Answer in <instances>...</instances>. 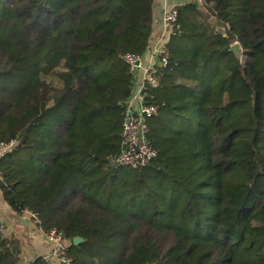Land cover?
I'll list each match as a JSON object with an SVG mask.
<instances>
[{"label": "trees", "instance_id": "1", "mask_svg": "<svg viewBox=\"0 0 264 264\" xmlns=\"http://www.w3.org/2000/svg\"><path fill=\"white\" fill-rule=\"evenodd\" d=\"M154 2L0 0V142L15 141L2 198L60 230L73 264H264V0L175 7L145 99L156 156L114 167L135 80L124 55L149 49ZM1 225L0 264H19Z\"/></svg>", "mask_w": 264, "mask_h": 264}, {"label": "built area", "instance_id": "2", "mask_svg": "<svg viewBox=\"0 0 264 264\" xmlns=\"http://www.w3.org/2000/svg\"><path fill=\"white\" fill-rule=\"evenodd\" d=\"M176 22L177 10L175 7L164 11L162 16L163 32L159 37L151 39L147 52L141 56L131 53L124 55L129 71L135 80L132 92L124 102L121 150L110 158L114 167L141 168L156 156L155 150L148 142L147 119L156 116L159 107L145 99L148 97V88L158 86L155 77L157 69L163 68L169 63V50L166 42L171 34L175 35L173 27ZM14 146V140L0 142V158ZM27 212L33 216L30 211ZM43 235L45 241L50 245L49 253L43 257L45 262L48 264H73L67 252V242L60 230L54 227L43 232Z\"/></svg>", "mask_w": 264, "mask_h": 264}, {"label": "crops", "instance_id": "3", "mask_svg": "<svg viewBox=\"0 0 264 264\" xmlns=\"http://www.w3.org/2000/svg\"><path fill=\"white\" fill-rule=\"evenodd\" d=\"M192 0H155L153 9V36L159 37L163 32V12L177 5L191 2ZM0 223L6 232L13 233L21 239L22 246L19 264H31L36 258L46 256L50 245L45 241L43 232L36 228L28 212L21 216L14 213L2 198L0 193Z\"/></svg>", "mask_w": 264, "mask_h": 264}, {"label": "water", "instance_id": "4", "mask_svg": "<svg viewBox=\"0 0 264 264\" xmlns=\"http://www.w3.org/2000/svg\"><path fill=\"white\" fill-rule=\"evenodd\" d=\"M229 51L231 53H233L236 58H238V59L241 58L242 51H241V47H240L239 43L235 42V43L231 44ZM80 241H82L81 237H75L73 239L74 244H78Z\"/></svg>", "mask_w": 264, "mask_h": 264}, {"label": "rangeland", "instance_id": "5", "mask_svg": "<svg viewBox=\"0 0 264 264\" xmlns=\"http://www.w3.org/2000/svg\"><path fill=\"white\" fill-rule=\"evenodd\" d=\"M171 9V8H170ZM27 212V211H26ZM29 213V212H28Z\"/></svg>", "mask_w": 264, "mask_h": 264}]
</instances>
